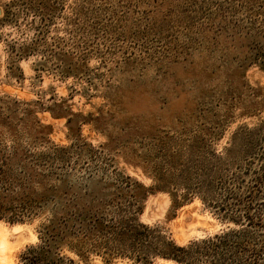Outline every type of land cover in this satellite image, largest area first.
<instances>
[{"label": "rangeland", "instance_id": "374dc122", "mask_svg": "<svg viewBox=\"0 0 264 264\" xmlns=\"http://www.w3.org/2000/svg\"><path fill=\"white\" fill-rule=\"evenodd\" d=\"M0 11V264H135L131 226L186 246L264 210V0Z\"/></svg>", "mask_w": 264, "mask_h": 264}, {"label": "trees", "instance_id": "16d2710c", "mask_svg": "<svg viewBox=\"0 0 264 264\" xmlns=\"http://www.w3.org/2000/svg\"><path fill=\"white\" fill-rule=\"evenodd\" d=\"M229 217L234 227H228L213 237L178 246L160 234L158 228L140 224L127 230L135 264H149L150 257H161L177 264H264V210L248 207L236 210ZM17 217L16 215L14 216ZM48 243V242H47ZM29 249L23 264H76L73 260L54 258L49 244Z\"/></svg>", "mask_w": 264, "mask_h": 264}, {"label": "water", "instance_id": "95a60500", "mask_svg": "<svg viewBox=\"0 0 264 264\" xmlns=\"http://www.w3.org/2000/svg\"><path fill=\"white\" fill-rule=\"evenodd\" d=\"M0 14H1V11H0Z\"/></svg>", "mask_w": 264, "mask_h": 264}]
</instances>
